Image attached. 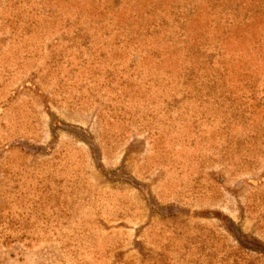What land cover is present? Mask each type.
<instances>
[{"label":"rangeland","instance_id":"1","mask_svg":"<svg viewBox=\"0 0 264 264\" xmlns=\"http://www.w3.org/2000/svg\"><path fill=\"white\" fill-rule=\"evenodd\" d=\"M5 1L0 0V210L12 213L22 232L51 237L30 247L0 245V264H231L230 252L242 254L243 264H264V156L249 165L238 164L244 153L232 161L222 158L219 136L213 137L217 124L185 114L165 119L164 98L153 86L141 109L158 115L156 135L120 121L103 135L98 111L107 94L87 99L91 92L69 89L57 96L43 70L51 58L46 45L62 36L45 37L43 44L36 33L11 37L3 22L15 12L12 1ZM229 133L239 135L233 147L243 132ZM47 176L61 193L52 204L57 208L46 212L48 227L29 204L35 198L29 187ZM14 186L20 196L9 193ZM178 234L181 244L174 246L170 239ZM200 240L213 243V252L204 255ZM165 245L174 251L166 253Z\"/></svg>","mask_w":264,"mask_h":264},{"label":"trees","instance_id":"2","mask_svg":"<svg viewBox=\"0 0 264 264\" xmlns=\"http://www.w3.org/2000/svg\"><path fill=\"white\" fill-rule=\"evenodd\" d=\"M8 1L15 14L3 22V29L11 37L36 33L43 44L45 37L62 36V41L53 39L46 45L51 58L43 70L57 96L69 89L91 92L87 99H97L100 91L107 94L98 111L103 135L112 121L138 125L156 135L152 124L158 115L141 109L143 95L153 86L164 98L165 119L185 114L192 121L217 124L213 137L219 136L222 158L230 156L232 161L244 153L238 164L249 165L264 156V0ZM232 131L243 132L233 147L239 135H230ZM203 141L204 136L199 147ZM210 149L215 153L217 147ZM54 180L38 178L29 187L35 196L29 204L46 227L51 222L46 212L57 208L52 204L61 195ZM20 192L14 186L9 193ZM12 216L0 210L1 246L30 247L50 239L46 231L22 232ZM178 236L170 239L174 246L180 243ZM197 244L204 255L213 252V243ZM164 251L174 249L165 245ZM242 256L230 252L226 261L243 264Z\"/></svg>","mask_w":264,"mask_h":264}]
</instances>
